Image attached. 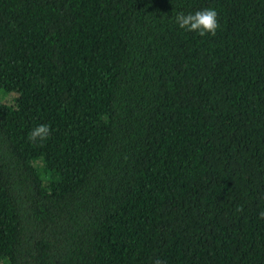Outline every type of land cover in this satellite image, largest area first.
Instances as JSON below:
<instances>
[{
    "label": "trees",
    "instance_id": "16d2710c",
    "mask_svg": "<svg viewBox=\"0 0 264 264\" xmlns=\"http://www.w3.org/2000/svg\"><path fill=\"white\" fill-rule=\"evenodd\" d=\"M262 211L264 0H0V264H264Z\"/></svg>",
    "mask_w": 264,
    "mask_h": 264
},
{
    "label": "clouds",
    "instance_id": "9594fccd",
    "mask_svg": "<svg viewBox=\"0 0 264 264\" xmlns=\"http://www.w3.org/2000/svg\"><path fill=\"white\" fill-rule=\"evenodd\" d=\"M218 13L214 8H204L194 13L176 12L173 23L180 29L189 33H196L200 37L215 35L219 24ZM50 128L47 124H39L32 129L29 134V141L38 143L46 141L50 135ZM260 217L264 218V211L260 212Z\"/></svg>",
    "mask_w": 264,
    "mask_h": 264
},
{
    "label": "rangeland",
    "instance_id": "374dc122",
    "mask_svg": "<svg viewBox=\"0 0 264 264\" xmlns=\"http://www.w3.org/2000/svg\"><path fill=\"white\" fill-rule=\"evenodd\" d=\"M17 97V95L15 93H12L10 95H8L7 97H5L3 100L5 103H7L8 105H11V106H14L16 104L15 102V98ZM35 164L37 166H40L39 165V161H35Z\"/></svg>",
    "mask_w": 264,
    "mask_h": 264
}]
</instances>
